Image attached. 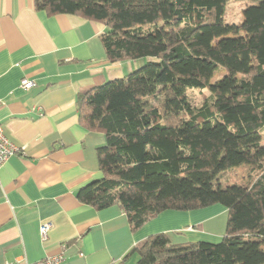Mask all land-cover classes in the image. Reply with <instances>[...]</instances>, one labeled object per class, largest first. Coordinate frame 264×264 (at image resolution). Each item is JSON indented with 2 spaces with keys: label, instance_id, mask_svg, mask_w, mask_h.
<instances>
[{
  "label": "trees",
  "instance_id": "1",
  "mask_svg": "<svg viewBox=\"0 0 264 264\" xmlns=\"http://www.w3.org/2000/svg\"><path fill=\"white\" fill-rule=\"evenodd\" d=\"M229 1L36 0L49 15L103 22L111 61H146L78 97L82 124L106 138L103 176L78 200L120 208L134 232L166 210H228L219 242L154 233L131 250L135 264H264V0H248L236 23L224 18ZM189 88L209 94L194 105ZM241 166L251 180L226 184Z\"/></svg>",
  "mask_w": 264,
  "mask_h": 264
},
{
  "label": "crops",
  "instance_id": "2",
  "mask_svg": "<svg viewBox=\"0 0 264 264\" xmlns=\"http://www.w3.org/2000/svg\"><path fill=\"white\" fill-rule=\"evenodd\" d=\"M105 31L103 22L82 15H49L36 0H0V123L21 148L0 165V264L61 253V264H135L131 250L151 234L165 232L174 243L225 234L228 210L219 204L166 210L134 232L120 208L98 210L78 200L81 187L103 176L97 148L106 141L82 124L78 97L144 63L111 61ZM24 79L35 85L23 88ZM44 222L52 224L46 240Z\"/></svg>",
  "mask_w": 264,
  "mask_h": 264
},
{
  "label": "rangeland",
  "instance_id": "3",
  "mask_svg": "<svg viewBox=\"0 0 264 264\" xmlns=\"http://www.w3.org/2000/svg\"><path fill=\"white\" fill-rule=\"evenodd\" d=\"M248 0H230L227 4L226 7V13H225V21L230 23V22H240L241 20H243V11L246 8V6L248 5ZM146 61L144 60V63L142 65H145ZM225 74L224 71H220L219 73H217L215 75V77L212 79L213 81H216L218 79L221 78V76H223ZM220 77V78H219ZM201 89H197V88H189L187 90V92L189 93V98L192 102V104L194 105H200L203 102V97L206 96L207 94H209L208 89H203V91H200ZM164 101V95H160L158 97V100L153 101L154 105H160L162 102ZM263 143H264V131H263ZM252 171L250 170L249 166H241V167H236L231 169L227 175H225L224 177V182L226 184H235V183H248L251 180V175ZM171 211H180V210H171ZM192 211V210H189ZM178 213H183V211H180ZM186 213V211L184 212ZM180 215V214H178ZM224 219V222L222 224V228L224 230V233H226V225H227V220H228V214L227 216H222ZM181 218H184L183 215H181ZM192 219H197V215L195 217H193ZM187 220H191L189 219V216H187ZM172 221V220H171ZM173 222H171V228H173ZM223 233V234H224ZM183 235V234H182ZM225 235V234H224ZM223 235V236H224ZM170 236L173 238H176L177 236H179L177 230L173 229L172 232L170 233ZM222 236V237H223ZM222 237H218V238H203L202 240H208L211 242H219ZM187 241H194L195 239L186 237ZM173 240V239H172ZM172 242H175V240H173Z\"/></svg>",
  "mask_w": 264,
  "mask_h": 264
},
{
  "label": "built area",
  "instance_id": "4",
  "mask_svg": "<svg viewBox=\"0 0 264 264\" xmlns=\"http://www.w3.org/2000/svg\"><path fill=\"white\" fill-rule=\"evenodd\" d=\"M22 87L29 89L35 85L34 81L30 79H24L21 82ZM21 152V148L11 142L4 134L2 125L0 123V165L5 163L11 156ZM52 228V224L49 222L42 223L40 227V233L43 240L47 239L48 233ZM64 260L63 254L46 257L42 260L27 263V264H61Z\"/></svg>",
  "mask_w": 264,
  "mask_h": 264
}]
</instances>
